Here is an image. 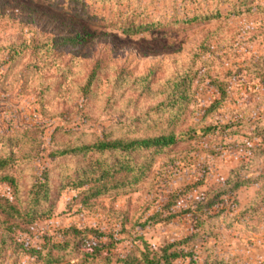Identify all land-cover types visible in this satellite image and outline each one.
Listing matches in <instances>:
<instances>
[{"label": "rangeland", "instance_id": "rangeland-1", "mask_svg": "<svg viewBox=\"0 0 264 264\" xmlns=\"http://www.w3.org/2000/svg\"><path fill=\"white\" fill-rule=\"evenodd\" d=\"M169 132L175 146L97 198L68 185L85 158L50 157L66 133ZM24 152L17 195H0L21 215L39 186L48 198L28 233L0 212V264H117L147 245L174 264H264V209L247 214L264 198V0H0V153Z\"/></svg>", "mask_w": 264, "mask_h": 264}, {"label": "trees", "instance_id": "trees-1", "mask_svg": "<svg viewBox=\"0 0 264 264\" xmlns=\"http://www.w3.org/2000/svg\"><path fill=\"white\" fill-rule=\"evenodd\" d=\"M215 17H207V20L214 19ZM199 19L195 18L192 22H197ZM155 25L149 24L144 29L140 31H135L136 33H145L151 31ZM64 137L68 140L65 141L62 148L53 151L50 154V157L53 160H67L73 161L75 159L85 158L86 160L82 163L76 172L78 175L74 178H71L69 175L66 176L68 180V185L73 184L77 189L86 188L91 192L92 198H97L101 194L108 192L109 188L108 183L112 179H116L117 183L112 189H120L122 186H125L127 177L131 176V171L135 170V167L138 163L142 161L152 160V157L148 159L143 154H146L151 151V153H160L166 149L176 145L177 140L174 132L161 133L153 137H141L136 139H111L108 137L98 136L91 142L80 143L69 139V135ZM112 156L118 158V161L114 164H110L106 161L107 156ZM34 155L26 154L25 152L21 154V157H16L14 154L9 156L3 155L0 153V173H4L0 176V182L2 184H8L13 190L14 195H17L18 184L17 180L8 175V172L14 166V164L21 158L23 160H28L33 158ZM136 164V165H134ZM45 179H49L47 173L44 175ZM241 185H236L231 191L230 194L236 193ZM47 185L39 186L37 192L29 200L27 205V211L21 215L20 205L18 204V199L15 201H10L8 198L2 197L0 195V212L6 214L10 219H15L18 225L16 228H21L24 230V233H28L31 226L35 223V219L30 220L33 212L32 209L35 206L41 205L48 198ZM87 196V194H86ZM87 198V197H86ZM89 201L85 199L84 205H88ZM215 201H210L206 205L207 208H212L215 206ZM20 206V207H19ZM264 209V198L259 194L258 200L255 202L254 206L247 211L248 216L250 217H261V211ZM22 220L25 222L18 221ZM76 234H79L78 230H73ZM83 241H86L84 239ZM69 244V243H67ZM134 248V247H133ZM136 250V249H135ZM134 249L127 253L122 254L117 257V264H174L176 261L183 259V256L179 252H171L170 249L162 251V255H154L151 257L150 247L147 245L145 251L134 252ZM137 254V255H136ZM136 255V257H135ZM41 256V255H40ZM139 256V258H137ZM189 256V255H188ZM44 264H54L57 259L52 257L43 258ZM107 264H110L109 260H106Z\"/></svg>", "mask_w": 264, "mask_h": 264}, {"label": "crops", "instance_id": "crops-1", "mask_svg": "<svg viewBox=\"0 0 264 264\" xmlns=\"http://www.w3.org/2000/svg\"><path fill=\"white\" fill-rule=\"evenodd\" d=\"M264 257V256H263ZM233 260V259H232ZM235 260V259H234ZM264 261V260H263ZM233 262V261H232ZM238 262V261H237ZM238 263H240V262H238Z\"/></svg>", "mask_w": 264, "mask_h": 264}]
</instances>
